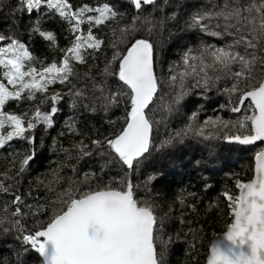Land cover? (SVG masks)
I'll return each instance as SVG.
<instances>
[{
	"label": "snow or ice",
	"instance_id": "6c2138e0",
	"mask_svg": "<svg viewBox=\"0 0 264 264\" xmlns=\"http://www.w3.org/2000/svg\"><path fill=\"white\" fill-rule=\"evenodd\" d=\"M130 2L139 13L145 5H153L156 0ZM21 3L29 14L42 7L57 13L69 24L73 39L70 46L62 50L59 61L45 65L32 55L25 43L0 34V148L14 138L25 139L31 145L33 138L27 133L40 123L48 127L53 125L63 95L56 92L46 96L41 103L50 101V110L45 112L37 107L27 120L6 112L7 102L23 98L31 101L38 93H47L49 85L69 83L74 76L79 78L74 64H86L91 54L89 50L99 52L107 43L113 51L100 74L102 81L95 82L91 68L84 76L93 80V90L100 93L105 108L125 98L127 111L118 132L103 140L94 139L91 144L102 150V155L111 156L112 161L118 160L128 170L133 169L150 152L153 127L159 123L149 115L161 83L155 72L154 45L146 38L129 39L138 31L137 24L149 22L148 18L137 15L130 24L113 28V39L108 43L93 31L118 16L108 3L96 7L87 3L74 7L70 0H21ZM85 24L86 34L82 30ZM190 26L212 37H229L230 41L223 46L201 45L183 53L184 70L178 73L172 70L174 74L169 77L170 86L176 89L172 103L180 104L189 95V78L194 80L192 88H203L205 92L226 81V86L218 90L228 95L230 111L247 110L250 114L236 121L209 118L196 125L197 113L193 112L192 123L176 135L188 132L206 138L223 135L226 142L242 145L264 141V0H224L222 5H212L193 15ZM34 31L50 45H57L53 32L43 31L39 26H35ZM37 63L41 66H34ZM109 78H112L111 84ZM8 85L12 86L11 90ZM68 94L77 98L85 95L75 86ZM72 106L75 107V101ZM164 107L168 112L173 110L170 105ZM6 126L10 130L5 132ZM69 128L75 131L73 125ZM76 148L78 159L93 154L83 141ZM33 159L34 153L24 155L18 169L12 162L11 169L0 173V192L12 191L17 178ZM95 178V172H85L79 180L69 177L68 187L57 192L55 199L46 205L35 209L25 205L33 216L39 211L47 212L49 207L51 215L46 224L41 223L38 229L22 234V244L27 246L24 251L30 247L43 258L44 264H160L154 206L136 198L131 181L121 180V187L104 185L93 189L91 182ZM59 179L57 174L56 180ZM80 185H88V190L82 191ZM235 187L238 194H222L228 202L231 222L222 236L211 244L205 264H264V149L255 154L253 178L247 182L236 180ZM53 190L49 185L48 191ZM23 203L22 196L14 193L10 223L21 232L24 228L20 217L29 215V212H22L20 205ZM180 203H185L184 198ZM3 211L7 216L8 208ZM5 222L0 219V225ZM192 247L195 248V244Z\"/></svg>",
	"mask_w": 264,
	"mask_h": 264
},
{
	"label": "trees",
	"instance_id": "16d2710c",
	"mask_svg": "<svg viewBox=\"0 0 264 264\" xmlns=\"http://www.w3.org/2000/svg\"><path fill=\"white\" fill-rule=\"evenodd\" d=\"M223 2L157 0L153 5H145L137 13L130 0H70L74 7L85 3L93 7L108 3L118 13L116 19L93 29L96 35L106 38L108 43L113 39V28L130 24L137 15L148 18L149 22L137 24L138 31L132 33L129 39L146 38L154 45L155 72L161 83L149 115L159 123L153 127L150 152L131 170L118 160L112 161L111 156L102 155V150L92 146V140H103L118 132L123 127L127 111L125 98H121L119 104L105 108L100 93L93 90V80L84 76L91 68V77H95V82L102 81L100 74L113 51L107 43L99 52L89 50L91 54L86 64H74L79 78L74 76L69 83L49 85L47 93H38L34 100L23 98L7 102L4 108L6 112L24 116L27 120L37 107L45 112L50 110V101L41 103L46 96L56 92L63 95L57 105L59 111L54 116L53 125L48 127L40 123L27 133L33 138L31 145L25 139L14 138L0 148V173L11 169L12 162L18 169L23 156L34 153V159L17 178L12 191L0 192V219L6 221L0 225V264H42L38 254L30 247L24 251L27 246L22 244V234L38 229L41 223L46 224L51 208L33 216L25 205H32L34 209L46 205L55 199L57 192L68 187L69 177L79 180L85 172L96 174L91 182L93 189L104 185L121 187V180L131 181L136 198L154 206L160 264H202L209 240L225 229L223 220L227 201L222 194L228 192L236 195V188L233 187L236 177H250L251 157L261 148L260 143L248 146L228 143L223 135L212 138L197 136L194 132L179 137L176 135L178 132L183 133L192 123L190 118L193 112L197 113L196 125L203 124L209 118L236 121L250 114L247 110L240 113L230 111L228 95L218 90L226 86V81L205 92L203 88H192L194 80L189 78V95L180 104L172 103L176 89L170 86L169 77L174 74L172 70L176 73L184 70L181 61L183 53L188 49L196 50L201 45L223 46L230 41L229 37H212L190 26L191 17L197 12L212 5H222ZM35 26L53 32L57 45L52 46L43 40L34 31ZM82 30L86 34V24ZM0 34L25 43L32 55L45 65L54 60L59 61L63 56L62 50H66L73 39L69 24L57 13L42 7L29 14L21 0H0ZM161 45L164 46L163 51L159 49ZM159 51H162L160 58L157 57ZM194 54L198 53L194 51ZM34 66L41 65L37 63ZM3 82L7 84L6 80ZM109 83H112V78H109ZM73 86L84 92L83 98L68 94ZM8 87L11 90L12 86ZM74 101L75 107L72 106ZM165 105H170L173 110L168 112ZM69 125H73L75 131L70 130ZM8 130L6 126L3 131ZM169 140L171 142L166 143ZM81 141L88 144L93 154L78 159L76 145ZM57 174L60 177L58 181ZM49 185L54 189L51 192L48 191ZM88 187L80 185L82 191H87ZM14 193L23 198L24 203L20 205L22 212H29V215L20 217L24 232L13 228L10 223ZM181 198L185 201L183 205L180 203ZM5 207L8 208L7 216L3 211ZM5 227L11 230L5 232Z\"/></svg>",
	"mask_w": 264,
	"mask_h": 264
},
{
	"label": "water",
	"instance_id": "95a60500",
	"mask_svg": "<svg viewBox=\"0 0 264 264\" xmlns=\"http://www.w3.org/2000/svg\"><path fill=\"white\" fill-rule=\"evenodd\" d=\"M156 1H157V0H156ZM228 143H229V142H228ZM232 143H234V144H239V143H236V142H232ZM255 143H260V145H261V148H260L258 151H260L261 149H264V141H257V142H255ZM255 143H254V144H255ZM239 145H242V144H239ZM250 145H253V144H250ZM242 146H248V145H242ZM258 151H257V152H258ZM257 152H256V153H257ZM256 153H254L253 156L251 157V161H252L251 175H250V177H249L248 179H246L244 182L249 181V180L252 179L253 176H254L255 154H256ZM236 194H238V190H236ZM230 222H231V217H230ZM225 230H226V227H225V229H224L222 232H220L219 234L213 236V237L209 240V245H208V248H207V253H206L205 257H204V260H203L202 264H205L206 257H207V255L209 254L211 244H212L213 242H215V240H216L217 238H220ZM35 252H36V251H35ZM36 253H37V252H36ZM37 254H38V253H37ZM38 256L40 257L42 264H44V262H43V258H42L39 254H38Z\"/></svg>",
	"mask_w": 264,
	"mask_h": 264
},
{
	"label": "rangeland",
	"instance_id": "374dc122",
	"mask_svg": "<svg viewBox=\"0 0 264 264\" xmlns=\"http://www.w3.org/2000/svg\"><path fill=\"white\" fill-rule=\"evenodd\" d=\"M159 49L160 50H162L163 51V49H164V46L163 45H161L160 47H159ZM162 51H159V55L157 56V57H161V55H160V53L162 52ZM246 179H248V178H244V177H240V176H238V177H236V179H235V181L236 180H241V181H245ZM235 181H234V185H233V187H235ZM236 188V187H235ZM237 190V189H236ZM227 204H228V202H227ZM229 215V209H228V206H227V212H225V216H224V220H223V226H227V224L228 223H230V216H228ZM222 232V231H221Z\"/></svg>",
	"mask_w": 264,
	"mask_h": 264
}]
</instances>
